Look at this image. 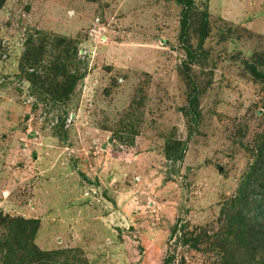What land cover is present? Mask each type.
I'll return each mask as SVG.
<instances>
[{"label":"rangeland","instance_id":"1","mask_svg":"<svg viewBox=\"0 0 264 264\" xmlns=\"http://www.w3.org/2000/svg\"><path fill=\"white\" fill-rule=\"evenodd\" d=\"M182 1L0 0V215L38 222L45 263L222 264L223 216L264 136V86L245 66L264 63V0H193L184 36ZM38 33L45 61L28 68ZM64 50L78 79L61 101L25 73L56 71Z\"/></svg>","mask_w":264,"mask_h":264},{"label":"trees","instance_id":"2","mask_svg":"<svg viewBox=\"0 0 264 264\" xmlns=\"http://www.w3.org/2000/svg\"><path fill=\"white\" fill-rule=\"evenodd\" d=\"M182 3L185 9L181 21V36H184L187 32L188 19L190 20V11L194 4L193 0H183ZM200 14L201 17L199 19L202 23L197 27V34L199 35L197 48L203 45L209 26L207 13L202 12ZM35 37H41L36 40L40 43L35 45V39L30 36L25 44V51L21 60V64L27 65L28 68L45 61L43 59L46 56L47 45L45 46L44 44L46 35L38 33ZM52 43L57 50L63 46L64 41L63 39H54ZM186 53L191 61L194 62L195 55L191 53V50L186 49ZM64 54V56H54L53 60L50 61L52 68L56 71L49 69L43 75L25 73V78L33 89H40L43 94L53 92L52 95H55L53 99L61 101L69 99V94L75 88L78 79V76L68 74V51L64 50ZM245 64L253 79L264 86V71L259 69L264 67V63L255 65L247 61ZM185 78L188 83H191L185 117H189L190 120L194 117V119L198 120L200 119V92L194 82L192 83L190 77L187 76V73ZM194 122L196 123L195 120ZM258 139L260 141L255 150L256 153L253 155L255 160L253 159L249 164L244 179L239 185L237 196L230 201V210L226 211L223 216L224 218L226 217L225 234L231 238V241L229 240L226 245L222 244L221 248L223 254H225V257H222V264H236V254L240 255L237 263L240 264V262L247 261L246 258L250 252L257 253L261 259L260 264H264V136L258 137ZM177 145L179 143L174 142V146L176 147ZM177 157L174 154L168 156L174 162L178 160ZM250 194L251 196H249ZM252 195H256L258 198H255V196L253 198ZM4 226L8 233L5 238L0 240V254L4 264H47L45 261L47 262L50 253L42 252L34 245L38 222L34 220L25 221L19 218L14 219L7 216L2 217L0 215V227L3 228ZM184 230L185 227L181 226V229L177 231L179 233L177 242L183 246H190V243L194 242L191 247L195 248L198 240H191V236H188L189 233L184 232ZM170 238H173V235ZM231 242L236 248L231 246ZM172 259V256H168L163 264H171Z\"/></svg>","mask_w":264,"mask_h":264}]
</instances>
